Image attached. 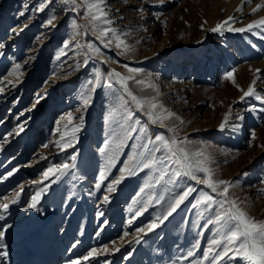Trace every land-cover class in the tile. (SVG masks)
<instances>
[{
	"label": "rangeland",
	"instance_id": "1",
	"mask_svg": "<svg viewBox=\"0 0 264 264\" xmlns=\"http://www.w3.org/2000/svg\"><path fill=\"white\" fill-rule=\"evenodd\" d=\"M101 7L107 16L93 21L82 0H0V204H8L0 213L5 245L0 253H7L0 264H21L31 244L32 220L45 222L44 232L56 228L53 242L45 234L41 245L44 255L56 258L54 264H71L74 252L82 255L105 245L111 252H101L92 264H106L115 252V264H213L223 251V241L212 243L222 240L224 231L216 223L219 204L208 208L197 201L202 193L222 201L224 186L213 192L199 183L204 173L195 170L197 161L208 157L204 166L213 180L231 182L228 199L264 220V132L257 134L264 131V112L256 98L264 96V73L253 78L262 66L248 54L245 31L227 29H246L248 14L236 11L231 24L215 0L205 6L201 0H104ZM224 21L228 25L211 31ZM113 33L124 42L120 47ZM16 64L20 71L9 75ZM239 65L252 73L242 81L236 75ZM229 72L235 84L224 79ZM112 73L132 77L127 91ZM249 85L254 95L241 100ZM129 92L142 101L155 98L174 115L150 118L149 105L138 107ZM154 115L166 112L158 108ZM76 126L68 147L69 137L61 141V135ZM157 136L183 142L189 160L175 163ZM57 141L65 144L63 150ZM153 153L158 161L153 167L125 172L115 191H108L122 168ZM60 164L69 167L57 174L59 179L43 178ZM189 171L197 179L185 174ZM57 184L59 203L53 205L46 196ZM189 188L194 191L159 223L169 202ZM41 189L36 207L29 208ZM17 192V202L11 203ZM153 222L159 226L147 231ZM216 264L246 262L229 253Z\"/></svg>",
	"mask_w": 264,
	"mask_h": 264
},
{
	"label": "snow or ice",
	"instance_id": "2",
	"mask_svg": "<svg viewBox=\"0 0 264 264\" xmlns=\"http://www.w3.org/2000/svg\"><path fill=\"white\" fill-rule=\"evenodd\" d=\"M75 2V0H73ZM83 3L86 4L87 9L89 11V14L91 15V19L93 21L99 20L103 17L107 16V13L105 10L101 7V5L104 3V0H82ZM261 7H264V4H257L256 8H254L252 11L256 12ZM240 9L238 8L237 11ZM54 19V17L52 18ZM52 19L48 20V23H52ZM232 17H229L228 20H232ZM105 24H111L112 21L109 19H104L103 21ZM226 24H228V21H224L221 24H217L215 28H212L211 31L217 32L220 31ZM261 25H264V17H262L259 21H255L252 24H249L247 26V29L245 28H235L232 29L229 27V30L231 31H237V32H243L246 30H250L252 28L260 27ZM109 30L105 29L100 32V37L103 38L107 35V32ZM114 38L117 40V47H120L123 45V41L120 40L119 36H116L115 33H113ZM111 43V41H109ZM2 47V45H0ZM127 47V46H125ZM21 66L19 64H16L13 71L9 73V75H16L20 71ZM135 71V70H132ZM259 71V70H257ZM113 77L117 78L119 83L122 84L127 91V80L131 79L132 77H122L120 73H112L110 74ZM224 79L230 80L233 84H235V79L232 72H229L225 75ZM138 84H143L144 81L138 80L136 81ZM11 84L12 81H9ZM253 84H255V80L253 81ZM106 87H111V85H106ZM149 87H154V85H149ZM238 87V85H237ZM0 91H3L2 88H0ZM255 93V89L252 85H249L246 91H243V96L240 97V99H244L245 97L252 96ZM132 100L136 102L138 107H143L145 103L149 105V112L148 115L150 118H155L157 120L166 119L167 117H171L174 114L172 112H167V110L163 109L162 105H159L155 102V98L152 100H140L136 96L132 95L131 92L128 93ZM257 99H260L259 96L256 97ZM90 101L89 98L84 99V105H87ZM160 109L162 112H166V116H155L154 110ZM69 123L71 122V114H68L67 117ZM81 119H83L81 117ZM179 119V117H177ZM227 119V118H226ZM183 123V122H182ZM67 128V126H65ZM221 128H224V123L220 125ZM23 130V129H21ZM79 131V126L73 127L70 132L65 131L61 135V141L65 140V137H69L67 141V146L71 147L72 143L71 141L75 139V133ZM132 131H135V129H132ZM170 131H172L170 129ZM130 135V133H129ZM157 141L161 142V145L163 148L167 149L169 152H171L172 156L175 157V163L182 164V162H186L189 160V153L185 147L180 146L183 142H179L175 139H172L171 142L168 140H165L162 136L156 137ZM61 141H57V146L63 150L65 147V144L61 143ZM46 146V145H45ZM146 147V146H145ZM160 149L157 148L156 151H159ZM143 156V153H141ZM197 156H204L202 152L195 153ZM73 161L75 160V157H72ZM133 160H135V157H133ZM208 160V157H204V160L197 161L195 164V170L198 172L204 173V178L202 180H199L198 182L205 184L208 188L212 189L213 192H216L218 187L223 185V191L219 193L220 196L223 197L222 201H215L212 196L208 195L207 193H202L201 197L198 199V204H207L208 208H211L213 203L219 204V210L216 215V223H218L221 226V229L223 231L222 240H213L212 243L214 245H220L223 241V251L217 253L216 257L213 259V264H216L217 261L224 259L229 255V253H233L235 256L242 257L243 260L246 262V264H264V220L257 221L254 218L250 217L248 213L244 210H242L240 207H238L236 201L228 199L227 193H228V186L231 182L224 181V180H213L212 178V170L205 167L204 163ZM157 159L155 158L154 153L151 154L150 158H145L144 160H141L139 162H136L132 165V167H125L121 169V176L114 180L111 185L108 187L109 192L115 191L114 185H118L125 177L124 173L127 172L129 175L133 174L135 168H139L140 165L143 166V168H151L157 163ZM111 163V161H110ZM74 167V165H72ZM188 168H192L193 165L188 164L186 165ZM69 167L67 164H60V165H53L52 167L48 168L47 171L43 174L44 179H48L49 176H55L56 179H59V174H63L64 171ZM12 173H9L11 175ZM186 175H191L192 179H197V177L191 172H186ZM176 175H180L179 172L176 173ZM160 179H163V176L157 179V183H159ZM101 180H103V174L101 175ZM55 182V181H53ZM39 183V182H37ZM152 185H147V187H151ZM234 186V185H233ZM97 188L100 187L99 184L96 185ZM194 191V189L189 188L187 191H184L181 195L177 196L173 201L169 202L168 209L166 213L162 217H157V220L159 223H163L164 220L168 218V216H171L173 212L176 211V209L188 198V196ZM261 191H264L262 189ZM43 192V189L38 191L33 197L31 203L28 204L29 208H35L41 193ZM20 196V193H16V198H14L11 203H16L18 198ZM160 199H163L161 197ZM104 201H108V197H104ZM157 203H160V200L156 201ZM224 204H228L227 208H224ZM8 209V204H0V213L6 212ZM139 215V213H137ZM3 215L0 214V219H3ZM159 224L156 222H153L152 224H149L147 227V231H152L155 227H158ZM140 233H144L145 229L140 228L137 230ZM127 235V233H125ZM4 232L0 231V248H4ZM138 242V241H137ZM75 247V245H73ZM118 250V249H117ZM101 250L99 249H92L88 256H85L84 259L87 260L89 257L93 255H98ZM7 253H0V256H6ZM205 259H207V255L205 256ZM71 264H78L77 261H72Z\"/></svg>",
	"mask_w": 264,
	"mask_h": 264
},
{
	"label": "bare ground",
	"instance_id": "3",
	"mask_svg": "<svg viewBox=\"0 0 264 264\" xmlns=\"http://www.w3.org/2000/svg\"><path fill=\"white\" fill-rule=\"evenodd\" d=\"M206 1H210V0H201V4L203 6H205ZM215 1H216L217 9L218 10L223 9V12L226 15H230V17L237 11L238 8L240 9L239 12L247 13L249 22L246 25V29H247V26L249 24H252L255 21H259L262 17H264V7H261L256 12L252 11L254 8H256L257 4H264V0H215ZM221 2H223V4ZM220 3H221V5H220ZM232 18L233 19L230 20L231 24L234 23V20H235L234 17H232ZM229 27L231 28V25L228 26V28H227L228 30H229ZM232 33L235 34L237 32L232 31ZM243 35L245 36L247 42L249 43L248 46L250 47V51L248 54H252L254 57H257L254 59L256 61L259 60L257 63L261 64V66H262L261 72H259V71L254 72L253 78L255 79L257 77V73H259V74L264 73V25H261L260 27H257V28H252L250 30H246L243 33ZM235 45H236V42H235ZM239 54L241 56V51H239ZM102 59L103 58L99 57L98 58L99 62H101ZM236 71H237V74L234 73V75L236 74L239 77L240 81H242L245 78L246 74L248 72H250V71H247V68L245 65L237 66ZM251 71H253V70H251ZM257 105L260 107L261 111L264 112V96L261 99H257ZM263 132L264 131L259 130L257 134L260 135ZM79 181H81V180H79ZM82 183H85V181L83 180ZM58 187H59L58 184L55 185L53 190L46 196V201L49 203H52L53 205L59 203L58 202V194H57L58 193ZM44 227H45V222H44V224H42V223H40V221L38 222L37 220L31 221V228L28 229V233L31 234V237H30L31 244L29 247H27L24 250L23 255L25 257L23 256L21 264H54L56 262V258L49 259L46 255H44L45 253L41 248V245L45 246V244H44L45 234H48V236H50V238H51V241L53 242V239H54L53 234H54V230L56 228L53 227L52 229L50 228L48 230V232H44ZM80 246L82 247L83 244ZM44 249L48 252L51 251L49 246L45 247ZM96 249L101 250L99 254H101V252H103V254H106L108 251L111 250L109 245H105L104 247L100 246V248L97 246ZM26 252H27V254L25 255ZM118 254H120V252ZM85 256H88V253H84L81 255L79 251H76V252H74V261H77L78 264H92V263H94V261L98 257V255H93V256L89 257L87 260H85L84 259ZM58 257L60 258L59 255H58ZM109 257L110 258H108L109 260L106 261V264H115L117 261V258H118L117 252L111 254ZM9 264H16V263L11 261V262H9Z\"/></svg>",
	"mask_w": 264,
	"mask_h": 264
}]
</instances>
